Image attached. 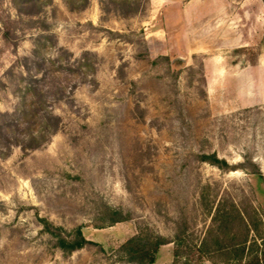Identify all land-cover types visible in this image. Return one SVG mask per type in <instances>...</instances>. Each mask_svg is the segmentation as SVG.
Masks as SVG:
<instances>
[{
  "label": "rangeland",
  "instance_id": "1",
  "mask_svg": "<svg viewBox=\"0 0 264 264\" xmlns=\"http://www.w3.org/2000/svg\"><path fill=\"white\" fill-rule=\"evenodd\" d=\"M0 15L19 17L10 0H0ZM19 18L17 46L0 37L2 114L17 106L21 59L41 34ZM40 19L54 44L45 57L61 50L71 70L84 58L93 72L48 74L65 88L50 106L59 130L40 149L0 156V264H134L118 248L139 232L165 239L154 264H172L178 238L202 241L203 205L245 198L264 213L261 0H149L127 19L103 14L98 0L77 13L52 0ZM245 48L257 51L254 66ZM105 208L127 221L99 228ZM41 219L64 236L79 227L91 244L63 253Z\"/></svg>",
  "mask_w": 264,
  "mask_h": 264
},
{
  "label": "trees",
  "instance_id": "2",
  "mask_svg": "<svg viewBox=\"0 0 264 264\" xmlns=\"http://www.w3.org/2000/svg\"><path fill=\"white\" fill-rule=\"evenodd\" d=\"M149 0H98L99 8L103 14L114 13L121 18H132L146 10ZM68 12L77 13L87 8L89 0H62ZM264 6V0H261ZM17 16L27 19L26 29L37 28L41 30L33 40L31 57L21 59V67L26 76L21 77V86L16 88L18 98L15 110L9 113H0V156L6 157L12 147H19L27 152L45 146L50 138L59 130L61 120L51 111V101L58 102L65 97V88L59 82L46 80L48 74L54 75L61 70H71L67 66L65 52L53 59L46 58L53 46L52 37L47 34V27L41 14L52 6V0H10ZM3 18L0 15L1 40L15 48L19 38L16 36V22H23ZM246 60L254 66L258 56L253 48L241 50ZM167 59V58H165ZM77 61L75 69L81 71L82 77L93 72L91 65L84 61ZM49 69H46L45 67ZM88 71V72H87ZM41 73L40 78H36ZM54 73V74H53ZM207 162L221 170L228 169L224 161L218 160L214 155L201 156ZM245 166L250 167L249 172L260 175L259 170L247 161ZM244 165L241 168H246ZM201 202L204 193L200 194ZM205 200V201H204ZM208 203V202H207ZM212 204L203 205L206 215L210 217L207 228L199 245H187L181 238L177 239L176 248H173L172 264H177L179 257L184 258L183 264H264V213L258 210L245 198L236 203L232 199H222L212 208ZM102 225L99 228L112 226L127 221L126 215L120 211L105 208ZM40 223L45 232L51 235L57 247L63 253H72L88 244L81 229L75 228L69 236L62 235L61 229L54 227L48 221L41 219ZM126 238L119 246V252L134 264H154L156 254L167 241L160 236L151 237L143 232Z\"/></svg>",
  "mask_w": 264,
  "mask_h": 264
}]
</instances>
